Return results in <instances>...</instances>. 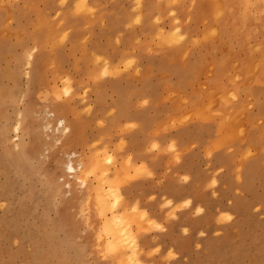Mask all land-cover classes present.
Returning <instances> with one entry per match:
<instances>
[{
  "label": "rangeland",
  "instance_id": "rangeland-1",
  "mask_svg": "<svg viewBox=\"0 0 264 264\" xmlns=\"http://www.w3.org/2000/svg\"><path fill=\"white\" fill-rule=\"evenodd\" d=\"M63 1L0 0V264H264V81L231 91L219 82H227L214 63L229 49L225 28L204 38L187 33L201 0ZM194 47L203 50L200 68L191 67ZM158 57L177 63L164 73L163 101L152 100L154 70L144 68ZM176 76L178 87L167 81ZM55 116L69 131L54 129ZM28 140L38 145L34 156ZM70 152L91 170L97 163L85 186L64 187ZM103 196L109 207L101 210ZM113 212L126 221H112ZM109 226L118 250L103 241L112 240Z\"/></svg>",
  "mask_w": 264,
  "mask_h": 264
},
{
  "label": "bare ground",
  "instance_id": "bare-ground-1",
  "mask_svg": "<svg viewBox=\"0 0 264 264\" xmlns=\"http://www.w3.org/2000/svg\"><path fill=\"white\" fill-rule=\"evenodd\" d=\"M3 1V0H2ZM56 1V0H55ZM65 1V0H64ZM63 1V2H64ZM67 1V0H66ZM83 1H85L86 2V0H82V2ZM99 1V0H98ZM101 1V0H100ZM121 1V0H120ZM149 1V0H148ZM147 1V2H148ZM175 1H177V0H175ZM174 1V2H175ZM179 1V0H178ZM200 1V0H199ZM37 2V1H36ZM35 2V3H36ZM82 2H79V3H82ZM102 2V1H101ZM122 2V1H121ZM150 2V1H149ZM162 2V1H161ZM161 2H160V4H161ZM47 3V2H46ZM46 3H44V4H46ZM67 3V2H66ZM78 3V4H79ZM103 3V2H102ZM124 3V2H123ZM136 3V2H135ZM193 3V2H192ZM63 4V3H62ZM76 5V6H78L79 7V5H81L83 8H85L86 10H88L87 9V5L86 6H84V4L82 3V4H79V5ZM148 4V3H147ZM195 4V3H194ZM47 5H49L48 3H47ZM90 5V4H89ZM141 5V4H140ZM172 5V7H174V4H171ZM177 5V4H176ZM181 5V4H180ZM35 7H36V5H34ZM34 6H33V8H34ZM39 6V5H38ZM99 6V5H98ZM191 6H193V5H191ZM19 7V6H18ZM67 7V6H66ZM78 7H76V8H78ZM95 7H97V6H95ZM124 7V6H123ZM143 7V6H142ZM146 7V6H145ZM152 7V6H151ZM156 7V6H155ZM168 7H170V6H168ZM172 7H170V8H172ZM46 8V7H45ZM44 8V9H45ZM64 8V7H63ZM83 8H78V9H83ZM99 8H101V7H99ZM141 8V7H140ZM139 8V9H140ZM149 8V7H148ZM36 9V8H35ZM52 10H53V8H51ZM77 9V12L78 11H80V10H78ZM106 9V8H105ZM108 9V8H107ZM142 9V8H141ZM157 9V8H156ZM89 10H93L94 11V9L92 8H90ZM109 10V9H108ZM122 10V9H121ZM134 10H135V8H134ZM159 10V9H158ZM170 10V9H169ZM197 10V9H196ZM98 11V10H97ZM156 11V10H155ZM168 11V10H167ZM189 11V10H188ZM91 12V11H90ZM146 12H147V10H146ZM150 12H151V10H150ZM22 13V12H21ZM67 13V12H66ZM92 13V12H91ZM96 13V12H95ZM119 13V12H118ZM160 13V12H159ZM198 13H199V16H200V19H203V18H205L206 19V24L207 25H205V27L202 29V31H201V34H200V38H204V37H207L208 35H210L211 34V32L212 33H214V31H215V33L213 34V36L216 34V32H217V27H218V25H221L222 26V28L224 27L227 31H229L230 33H233V34H237V35H239L240 36V40L239 41H242L243 42V47H244V49H245V52H244V55L241 57V59L243 60V63H242V65H241V67L240 68H236L235 70H234V73L230 76V78H229V82L227 83V85H228V89H229V91H231L232 89H233V87H236V86H233V85H236L238 82H242V81H247V83L249 84L250 83V81H256V82H259V81H264V0H201V4H200V7H199V11H198ZM35 14V13H34ZM36 14H37V12H36ZM40 14V13H39ZM41 14H42V12H41ZM52 14H53V12H52ZM65 14V13H64ZM94 13H92V15H93ZM108 14H110V13H108ZM107 14V15H108ZM120 14V13H119ZM138 14H140V13H138ZM155 14V13H154ZM176 16H177V14L178 13H174ZM191 14V13H190ZM20 15H22V14H20ZM20 15H18V16H20ZM50 15V14H49ZM79 15V17H80V14H78ZM105 15V14H104ZM112 15V14H111ZM141 15V14H140ZM144 15H145V12H144ZM144 15H141V16H144ZM149 15V14H148ZM172 15H173V13H172ZM183 15V14H182ZM195 15V14H194ZM38 16V15H37ZM57 16H59V15H57ZM62 16V15H61ZM71 16V15H70ZM114 16V15H113ZM140 16V17H141ZM150 16H152V15H150ZM174 16V15H173ZM184 16V15H183ZM182 16V17H183ZM193 15H191V17H192ZM197 16V15H196ZM60 17V16H59ZM73 17V16H72ZM81 17H82V15H81ZM120 17V16H119ZM139 17V18H140ZM154 17V16H153ZM158 17V16H157ZM161 18H162V16H160ZM172 17V16H171ZM22 18V17H21ZM34 18V17H33ZM86 18V17H85ZM125 18L126 17H124V20H125ZM138 18V19H139ZM143 18V17H142ZM148 18V17H147ZM152 18V17H151ZM151 18H149V19H151ZM167 18V17H166ZM165 18V19H166ZM192 18H194V17H192ZM19 19V18H18ZM45 19V18H44ZM81 19V18H80ZM87 19V18H86ZM110 19V18H109ZM181 19V18H180ZM22 20V19H21ZM33 20V19H32ZM59 20H60V18H59ZM76 20V19H75ZM115 20V19H114ZM166 20H168V19H166ZM188 20H189V18H188ZM34 21V20H33ZM65 21V20H64ZM110 21H111V19H110ZM116 21V20H115ZM117 21H118V19H117ZM150 21V20H149ZM153 21V20H152ZM29 22V21H28ZM68 22V21H67ZM84 22V21H83ZM104 22V21H103ZM151 22V21H150ZM150 22H148V23H150ZM154 22V21H153ZM178 22V21H177ZM196 22V21H195ZM31 23V22H30ZM47 23H49V22H47ZM47 23H45V24H47ZM64 23V22H63ZM109 23V22H108ZM107 23V24H108ZM134 23H136V22H134ZM138 23V22H137ZM143 23V22H142ZM145 23V22H144ZM157 23V22H156ZM188 23V22H187ZM41 24V23H40ZM64 24H66V23H64ZM153 24V23H152ZM168 24V23H167ZM44 25V24H43ZM67 25V24H66ZM65 25V26H66ZM81 25V24H80ZM146 25V24H145ZM176 25V24H175ZM178 25H179V23H178ZM196 25V24H195ZM92 26V25H91ZM105 26V25H104ZM114 26H116V27H118V25H114ZM174 26V25H173ZM177 26V25H176ZM180 26V25H179ZM197 26H199V25H197ZM41 27V26H40ZM64 27V26H63ZM69 27H71V26H69ZM77 27V26H76ZM96 27V26H95ZM112 27V26H111ZM134 28H135V26H133ZM142 27V26H141ZM154 27H156V26H153L152 28H153V30H154ZM191 27V26H190ZM27 28H28V26H27ZM32 28V27H31ZM45 28V27H44ZM74 28V27H73ZM98 28V27H97ZM126 28H128V27H126ZM130 28H132V27H130ZM129 28V29H130ZM165 28V27H164ZM163 28V29H164ZM196 28V27H195ZM221 28V29H222ZM19 29V28H18ZM46 29V28H45ZM91 29H93V28H91ZM139 29V28H138ZM185 29H186V27H185ZM192 29V28H191ZM197 29V28H196ZM22 30V29H21ZM30 30V29H29ZM29 30H28V32H29ZM37 31H39L38 29H36ZM36 30H34V31H36ZM70 30V29H69ZM115 30V29H114ZM125 30H128V29H125ZM183 30V29H182ZM188 30V29H187ZM45 31V30H44ZM60 31V30H59ZM72 31V30H71ZM83 31V30H82ZM177 31L179 32V28H177ZM181 31V30H180ZM199 31V30H198ZM73 32V31H72ZM80 32V31H79ZM100 32V31H99ZM108 32V31H107ZM110 32V31H109ZM120 32V31H119ZM126 32V31H125ZM134 32V31H133ZM187 32V31H186ZM200 32V31H199ZM220 32V31H219ZM34 33H36V32H34ZM43 33V32H42ZM75 33V32H74ZM86 33V32H85ZM92 33V32H91ZM140 33H142V31L140 32ZM139 33V34H140ZM144 33V32H143ZM156 32H154V34H155ZM171 33V32H170ZM187 33H189V31L187 32ZM80 34V33H79ZM120 34H121V32H120ZM148 34V33H147ZM146 34V35H147ZM179 34V33H178ZM34 35V34H33ZM52 35V34H51ZM78 35V34H77ZM76 35V36H77ZM130 35V34H129ZM158 36H159V33L157 34ZM173 35V34H172ZM183 35V34H182ZM222 35V34H221ZM220 35V36H221ZM65 36V35H64ZM113 36V35H112ZM141 36V35H140ZM164 36V35H163ZM180 36V35H179ZM179 36H177L176 38H178ZM238 36V37H239ZM38 37V36H37ZM68 37V36H67ZM75 37V36H74ZM118 37V36H117ZM124 37H125V34H124ZM129 37V36H128ZM160 37H162V35L160 36ZM166 37V36H165ZM187 37V36H186ZM189 37L190 36H188L187 37V39H189ZM219 37V36H218ZM256 37H260L261 38V40H258V41H256V42H250V38L251 39H253V38H256ZM29 38V37H28ZM40 38H42V37H40ZM65 38V37H64ZM70 38H72V36L70 37ZM121 38V37H120ZM167 38V37H166ZM169 38H171V36L169 35ZM180 38H181V36H180ZM184 38V37H183ZM215 38V37H214ZM220 38V37H219ZM39 39V38H38ZM119 39V38H118ZM144 39V38H143ZM161 39V38H160ZM64 39H62V41H63ZM67 40V39H66ZM70 40V39H69ZM88 40V39H87ZM103 40V39H102ZM113 40V39H112ZM154 40H155V37H154ZM167 40V39H166ZM166 40H164V41H166ZM183 40V39H182ZM195 41L197 40V39H194ZM221 40H223V39H221ZM43 41V40H42ZM85 41V40H84ZM94 41V40H93ZM161 41V40H160ZM163 41V40H162ZM179 41V40H178ZM216 41V40H215ZM67 42V41H66ZM71 42V41H70ZM87 42V41H86ZM136 42V41H135ZM137 42H138V40H137ZM141 43H142V40L140 41ZM183 42V41H182ZM40 43V42H39ZM65 43V42H64ZM127 43V42H126ZM125 43V44H126ZM152 43V42H151ZM197 43V42H196ZM216 43V42H215ZM42 44V43H41ZM124 44V45H125ZM129 44V43H128ZM211 44V43H210ZM228 44V43H227ZM76 45V44H75ZM96 45V44H95ZM134 45H136V44H134ZM138 45V44H137ZM145 45V44H144ZM150 45V44H149ZM230 45V44H229ZM81 46V45H80ZM102 46V45H101ZM127 46V45H126ZM140 46V45H139ZM143 46V45H142ZM209 46V45H208ZM211 46V45H210ZM44 47V46H43ZM59 47H60V45H59ZM58 47V48H59ZM137 47V46H136ZM42 48V47H41ZM40 48V49H41ZM55 48V47H54ZM61 48H63V47H61ZM79 48V47H78ZM85 48H86V46H85ZM93 48V47H92ZM125 48V47H124ZM116 49V48H115ZM143 49V48H142ZM142 49H141V51H142ZM172 49V48H171ZM39 50V49H38ZM54 50V49H53ZM55 50H57V49H55ZM85 50V49H84ZM121 50V49H120ZM130 50V49H129ZM135 50V49H134ZM138 50V49H137ZM162 50V49H161ZM173 50H174V48H173ZM206 50V49H205ZM101 51V50H100ZM163 52H164V50H162ZM170 51V50H169ZM207 51V50H206ZM208 51H209V49H208ZM48 52V51H47ZM75 52V51H74ZM111 52V51H110ZM134 52V51H133ZM132 52V53H133ZM161 52V51H160ZM167 52V51H166ZM46 53V52H45ZM44 53V54H45ZM55 53H56V51H55ZM165 53V52H164ZM174 53V52H173ZM47 54V53H46ZM87 54V53H86ZM90 54V53H89ZM93 54V53H92ZM92 54H90V55H92ZM126 54V53H125ZM128 54V53H127ZM136 54V53H135ZM155 54V53H154ZM36 55H37V53H36ZM56 55V54H55ZM54 55V56H55ZM65 55V54H64ZM78 55V54H77ZM89 55V56H90ZM97 55V54H96ZM150 55V54H149ZM148 55V56H149ZM208 55V54H207ZM220 55V54H219ZM45 56V55H44ZM81 56H83V55H81ZM104 56V55H103ZM109 56V55H108ZM112 56V55H111ZM128 56V55H127ZM145 56V55H144ZM155 56V55H154ZM158 56V55H157ZM176 56V55H175ZM210 56V55H209ZM224 56V55H223ZM43 57V56H42ZM61 57V56H60ZM69 57V56H68ZM90 57H92V56H90ZM96 58L98 57V56H95ZM105 57V56H104ZM113 57V56H112ZM124 57V56H123ZM164 57V56H163ZM195 57V56H194ZM205 57V56H204ZM203 57V58H204ZM212 57V56H211ZM39 58V57H38ZM80 58H82V57H80ZM93 58V57H92ZM114 58V57H113ZM33 59V58H32ZM54 59H55V57H54ZM63 59H65V58H63L62 57V60ZM72 59V58H71ZM84 59V58H83ZM107 59H108V57H107ZM114 59H116V58H114ZM173 59V58H172ZM61 60V59H60ZM97 60V59H96ZM136 60V59H135ZM138 60V59H137ZM206 59L204 58V61H205ZM221 60V59H220ZM54 61H56V59L54 60ZM70 61V60H69ZM84 61V60H83ZM174 61V60H173ZM195 61V60H194ZM53 62V61H52ZM60 61H58V63H59ZM62 62V61H61ZM73 62V61H72ZM78 62V61H77ZM87 62V61H86ZM113 62V61H112ZM140 62V61H139ZM206 62V61H205ZM204 62V63H205ZM218 62V61H217ZM70 63V62H69ZM100 63V62H99ZM173 63V62H172ZM36 64V63H35ZM46 64V63H45ZM78 64V63H77ZM100 64H102V63H100ZM219 64V63H218ZM33 65V64H32ZM52 65V64H51ZM84 65V64H83ZM94 65H96V62H95V64ZM93 65V66H94ZM98 65V64H97ZM104 65H105V63H104ZM111 65H113V64H111ZM36 66V65H35ZM34 66V67H35ZM43 66V65H42ZM52 66H54L53 67V69L55 68V69H58V66L56 65V63L55 64H53ZM65 66V65H64ZM63 66V67H64ZM80 66V65H79ZM106 66V65H105ZM118 66V65H117ZM121 66V65H120ZM124 66V65H123ZM138 66V65H137ZM57 67V68H56ZM91 67V66H90ZM116 67V66H115ZM142 67V66H141ZM140 67V68H141ZM50 68L52 69V67L50 66ZM72 68V67H71ZM138 68V67H137ZM54 69V70H55ZM62 69V68H61ZM109 69H110V67H109ZM122 69V68H121ZM59 70V69H58ZM74 70H78V69H74ZM83 70H84V68H83ZM91 70V69H90ZM108 70V69H107ZM126 70V69H125ZM51 71V70H50ZM62 71V70H61ZM114 71V70H113ZM115 71H117V70H115ZM128 71V70H127ZM40 72H41V70H40ZM86 72V71H85ZM141 72V71H140ZM56 73H57V70H56ZM81 73V72H80ZM114 73V72H113ZM44 74V73H43ZM46 74V76H47V72L45 73ZM44 74V75H45ZM65 74H66V71H65ZM86 74H87V72H86ZM118 74V73H117ZM141 74V73H140ZM63 75V74H62ZM98 75V74H97ZM108 75H109V73H108ZM142 75V74H141ZM211 75V74H210ZM45 76V77H46ZM57 76H59V74H57ZM73 76H76V75H73ZM72 76V77H73ZM105 76V75H104ZM114 76V75H113ZM44 77V78H45ZM117 77V76H116ZM47 78V77H46ZM45 78V79H46ZM69 78V77H68ZM78 78V77H77ZM95 78H96V76H95ZM115 78V77H114ZM119 78V77H118ZM128 78V77H127ZM59 79H61V78H59ZM70 79V78H69ZM75 79V78H74ZM100 79H101V77H100ZM99 79V80H100ZM131 79V78H130ZM98 80V81H99ZM117 80V79H116ZM115 80V81H116ZM119 80V79H118ZM132 80V79H131ZM147 80V79H146ZM31 81H34V79L33 80H31ZM60 81V80H59ZM58 81V82H59ZM89 81V80H88ZM101 81V80H100ZM113 82H115L114 80H112ZM46 82H47V79H46ZM51 82V81H50ZM60 82H62V84L64 83V86H65V83L66 82H69V81H60ZM94 82V81H93ZM104 82V81H103ZM108 82H109V80H108ZM130 82V81H129ZM255 82V83H256ZM70 83V82H69ZM69 83H68V85H69ZM118 83H119V81H118ZM261 83V82H260ZM34 84V83H33ZM49 84V83H48ZM58 84V83H57ZM61 84V85H62ZM67 84V83H66ZM85 84V83H84ZM107 84H109V83H107ZM218 84V83H217ZM253 84V83H252ZM38 85H40V84H38ZM93 85H94V83H93ZM103 85V84H102ZM111 85H113L112 83H111ZM115 85V84H114ZM121 86H122V84H120ZM119 85V86H120ZM231 85L233 86V87H231ZM250 85V84H249ZM34 86V85H33ZM57 86V85H56ZM63 86V85H62ZM70 86V85H69ZM69 86H67L68 88H66V89H64L65 87H63V89L60 91V89L59 90H57L58 91V93L59 92H63L64 90H66V93H69ZM101 86V85H100ZM107 86V85H106ZM253 86V85H252ZM58 88H60L59 86H57ZM57 87H55V89L57 88ZM83 87V86H82ZM218 88V87H217ZM38 89V88H37ZM71 89V88H70ZM258 89V88H257ZM261 89V88H260ZM263 89V88H262ZM34 90V89H33ZM68 90V91H67ZM35 91V90H34ZM207 91V90H206ZM209 91V90H208ZM217 91H219V90H216V92ZM224 91V90H223ZM77 93H78V91H76ZM210 92H213V90L212 91H210ZM209 92V93H210ZM231 93V92H230ZM54 94V93H53ZM222 93H220L219 92V96L220 97H222V95H221ZM228 94H229V92H228ZM45 95H46V93H45ZM82 95V94H81ZM217 95V94H216ZM260 96H262V95H260ZM50 97V96H49ZM223 97H224V95H223ZM225 97H226V95H225ZM48 98V97H47ZM46 98V99H47ZM212 98V97H211ZM34 99V98H33ZM45 99V100H46ZM52 99V98H51ZM54 99V98H53ZM84 99V98H83ZM86 99V98H85ZM84 99V100H85ZM44 100V101H45ZM83 100V101H84ZM207 100V99H206ZM212 100V99H211ZM241 100V99H240ZM54 101V100H53ZM56 101V100H55ZM210 101V100H209ZM32 102H34V101H32ZM32 102H31V104H32ZM57 102V101H56ZM216 102V101H215ZM215 102H214V104H215ZM50 104V103H49ZM53 104V103H52ZM51 104V105H52ZM57 104V103H56ZM264 104V103H263ZM47 105V104H46ZM54 105V104H53ZM59 105V104H58ZM58 105H56V106H58ZM66 105V104H65ZM28 106H29V104H28ZM202 106H205V105H202ZM263 106V105H262ZM41 107V105L39 106V108ZM48 107V106H47ZM49 107H51L50 105H49ZM54 107V106H53ZM32 108H34V107H32ZM35 108H37V107H35ZM38 108V109H39ZM52 108V107H51ZM58 108H60V107H58ZM57 108V109H58ZM196 108H198L199 109V107H196ZM196 108H195V110H196ZM42 109V108H41ZM63 108H61V110H62ZM206 109V108H205ZM194 109L193 110H189V111H195ZM36 111V110H35ZM34 111V112H35ZM41 111V110H40ZM198 111V110H197ZM196 111V112H197ZM65 112V111H64ZM77 112V111H76ZM62 113V112H61ZM35 114H37V113H35ZM46 114V113H45ZM78 114V113H77ZM49 115H53L54 116V112H49ZM36 116V115H35ZM38 116H40V115H38ZM184 116V115H183ZM34 117V116H33ZM56 118H55V120H56V122H55V125H54V129L55 130H57V131H60V132H67V131H69V126L68 125H66L65 124V118L64 117H60V116H55ZM182 117V116H181ZM54 118V117H53ZM41 119V118H40ZM43 119V118H42ZM36 119L34 118V121H35ZM38 120H39V118H38ZM36 122V121H35ZM50 122V121H49ZM48 122V123H49ZM47 120H46V125L44 124V127H46V126H48L47 124ZM38 124V123H37ZM28 125H30V124H28ZM25 126V125H24ZM29 128H30V126H29ZM39 130V129H38ZM34 132V131H33ZM36 132H38V131H36ZM104 133V132H103ZM64 134V133H63ZM106 134H108L107 132L105 133V135ZM35 135L37 136H40L41 137V134H40V132L39 133H35ZM37 136V137H38ZM103 136H104V134H103ZM34 137V136H33ZM36 137V138H37ZM36 138H34V139H36ZM58 139V138H57ZM152 139V138H151ZM150 139V140H151ZM40 141V140H39ZM28 142H29V140H28ZM30 143V142H29ZM146 143V142H145ZM157 144V143H156ZM117 145V144H116ZM155 145V144H154ZM26 147H25V150H27V152H28V154H31L32 156H34L35 155V152H36V147L38 146L37 144H36V142L35 141H32V143H30L29 145H25ZM41 146V145H40ZM153 146V145H152ZM155 146H157V145H155ZM49 147V146H48ZM48 147H47V149H48ZM144 147V146H143ZM153 148V147H152ZM157 148H158V146H157ZM46 149V150H47ZM18 150V149H17ZM23 151V153H25V151H24V149L22 150ZM18 152V151H17ZM47 153V152H46ZM69 154V158H68V160L65 162V168H64V174H65V181H64V187H67V188H71V184H72V182L74 181V182H78L79 183V185H81V186H85L86 185V183H87V176H88V174H87V171H88V169H90L91 170V168L89 167H86V165H84V163H83V161H81L80 159H78V160H75L74 159V157H72V156H75V152H70V153H68ZM105 154V153H104ZM103 154V155H104ZM158 154H160V153H158ZM102 154H101V156H103ZM122 155H124V153L122 154ZM11 156H12V154H11ZM29 156V155H28ZM48 156V155H47ZM100 155H99V157H101ZM119 156H120V154H119ZM31 157V156H30ZM37 157V156H36ZM35 157V158H36ZM98 157V158H99ZM121 157V156H120ZM112 158V157H111ZM102 159V161H103V158H101ZM89 160V159H88ZM48 161V160H47ZM134 161V160H133ZM87 162H89V161H87ZM86 162V163H87ZM129 162V161H128ZM42 163V162H41ZM85 163V164H86ZM106 163V162H105ZM40 164V163H39ZM129 164V163H128ZM135 164V163H134ZM147 165V164H146ZM42 166V165H41ZM135 166H136V164H135ZM134 166V167H135ZM144 166V165H143ZM44 168H45V166H44ZM96 168H97V163H95V164H93V166H92V170L91 171H96ZM135 168H137V167H135ZM147 168H149V167H147ZM146 168V169H147ZM56 169H57V167H56ZM117 169V168H116ZM128 169V168H127ZM138 169V168H137ZM137 169H133V170H137ZM101 170H103V171H105L106 169H105V167L104 168H102ZM100 170V171H101ZM133 170H132V172H133ZM117 171V170H116ZM52 172V171H51ZM129 172V171H128ZM131 172V171H130ZM132 172L131 173H129L130 175L132 174ZM50 173V172H49ZM116 173V172H115ZM137 173V172H136ZM55 174V173H54ZM53 174V175H54ZM99 174H101V173H99ZM98 174V175H99ZM109 174V173H108ZM114 174V173H113ZM128 174V175H129ZM135 174V173H134ZM96 176H97V174H95ZM96 176H94V177H96ZM104 176H107L108 177V175H104ZM110 176V175H109ZM111 177V176H110ZM109 177V178H110ZM119 177V176H118ZM53 179V178H52ZM50 180V179H49ZM100 180V179H99ZM109 181H110V179H109ZM63 182V181H62ZM121 182V181H120ZM109 183H113V182H109ZM129 183V182H128ZM57 184H59V183H57ZM94 184V183H93ZM110 185H112V184H110ZM113 186H114V184H113ZM123 186V185H122ZM121 186V187H122ZM125 186V185H124ZM116 187H117V185H116ZM126 187V186H125ZM106 188V187H105ZM124 188V187H123ZM116 189H118V187L116 188ZM128 190H130V188L128 189ZM67 192H69V193H71V189H69V190H66ZM116 194H117V192H116ZM108 196V195H107ZM88 199V198H87ZM106 197H105V200H104V196H103V198L101 199L100 197H99V200H97V204H100V208H101V210L102 209H104V208H106V207H109V205H107L108 203L106 202ZM125 205V204H124ZM82 207V206H81ZM123 207V206H122ZM147 211V210H146ZM101 212V211H100ZM102 213H103V211H102ZM111 214V213H110ZM121 214H123V212H121V213H112V215L110 216V218H112L111 220L112 221H114L115 223H120V222H125L126 221V219H125V217H123V215H121ZM101 216V215H100ZM105 217V216H104ZM102 218V217H101ZM110 218H107V217H105L104 218V222L105 223H110V221H109V219ZM145 220H147V219H144V221ZM89 224V223H88ZM126 224V223H125ZM105 225V224H104ZM109 225V224H108ZM107 224H106V226H105V228L108 226ZM111 225V224H110ZM112 226V225H111ZM112 227H114V225L112 226ZM112 227H110L109 226V229L107 228V231H108V233L107 234H110V236H111V238H112V240H110L109 238H108V240H106L105 238H103V241H113V248L115 249V250H118V248H116L115 246H114V244H115V242L116 241H119L117 238H119L120 239V237L118 236V232L116 231V228H112ZM126 229V228H125ZM106 230V229H105ZM128 230V229H127ZM131 230V229H130ZM105 232V231H104ZM124 232V231H123ZM100 236V237H99ZM124 236V235H123ZM90 237V236H89ZM98 237H99V239L100 238H102L103 237V234L102 233H100L99 235H98ZM108 237V236H107ZM136 242V241H135ZM134 242V243H135ZM137 243V242H136ZM99 244H100V242H99ZM110 246V245H109ZM143 247V246H142ZM120 251V250H119ZM123 251L121 250V252L120 253H122ZM136 253V252H135ZM133 256V255H132ZM137 257V256H136ZM136 257H132V259L133 258H136ZM125 260H127V259H125ZM121 262H123V261H121ZM120 262V264H122ZM134 262L136 263V264H141V262L139 261V260H137V262H136V260H134Z\"/></svg>",
  "mask_w": 264,
  "mask_h": 264
},
{
  "label": "crops",
  "instance_id": "crops-1",
  "mask_svg": "<svg viewBox=\"0 0 264 264\" xmlns=\"http://www.w3.org/2000/svg\"><path fill=\"white\" fill-rule=\"evenodd\" d=\"M200 4L201 3H199L198 7H200ZM198 11H199V8H198ZM193 17H194L193 18V24L191 26L192 29L190 28V30H188V31L191 33V36L193 38H200V34H201L202 29H203L202 25L204 24L203 23L204 19H200L199 13L195 14ZM197 25H199V26H197ZM223 33L225 34V36L230 38L228 40L229 44H230V45H228L229 49H228V52L224 56H222V54H221L219 57H215L216 59L214 60V63H216L217 68H219V71H220L219 74L223 75V77H225L227 79V82L224 80H219V82L222 84H225V83L227 84L229 82L230 76L234 73L235 66H236V68L241 67V65L243 63V60L241 59V57L244 55L245 49L243 47L242 41H239V44H240L239 46L235 47V49H232L231 46L234 45L233 41H235L233 39V36L237 35V34L230 33L226 29L223 30ZM134 35H135V33L132 31V33L130 34V37H134ZM193 49H194L193 54H195V59H194L195 61L193 60L194 62L191 65V67L192 68H195V67L200 68L201 66H198L197 65L198 63H196V62H198L196 54H199V57L201 59L200 54L203 52V50L201 49V47H198V48L194 47ZM220 52H222V51H220ZM158 58H159V60L151 59V60H148L147 62H145L144 68L147 71H149L150 69L154 70V77H153L154 80L152 82H154V86L156 88L152 91V94H151V96L153 97L152 100L163 101L164 98H162V96H163V94H165L163 92V88H162L163 87V80H165L164 79V73L167 70H176L175 66H177V63H170V64L166 65L163 57H158ZM222 62H223V65H222ZM173 77L174 76H172V78ZM169 80H170V82H172L171 86L178 87L180 80L177 76L175 79H168L167 81H169ZM241 83L248 85L247 81H242V82H238L236 85H233V86H236L238 88V85ZM233 86L231 85V87H233ZM227 87H228V85H227ZM155 115L163 116V114H160V113H157ZM151 163H152L151 164L152 169L154 171H156V173H158L159 172V168H158L159 162H151ZM168 182H169V180L167 181V183ZM151 183H152L151 189L155 188L156 187L155 181H152ZM171 190L173 191V194H172L173 197H178L179 195L182 194L179 192V188L175 183H173L171 185ZM169 192H170V189H169Z\"/></svg>",
  "mask_w": 264,
  "mask_h": 264
}]
</instances>
